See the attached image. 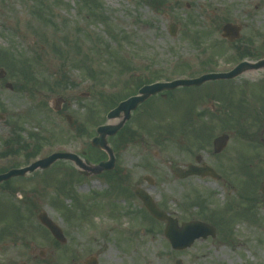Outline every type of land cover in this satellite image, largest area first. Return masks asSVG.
Wrapping results in <instances>:
<instances>
[{"label":"rangeland","instance_id":"obj_1","mask_svg":"<svg viewBox=\"0 0 264 264\" xmlns=\"http://www.w3.org/2000/svg\"><path fill=\"white\" fill-rule=\"evenodd\" d=\"M43 2L45 14L38 16L35 0H0V68L6 71L0 79V113L5 114L0 121V170L28 162L24 151L23 157L9 154L5 140L15 131L22 144L29 142V150H35L32 137L39 135L44 147L37 158L70 151L91 161L103 159L91 150V139L107 121L110 99L132 93L133 75L165 81L218 66L227 69L238 62L235 47H245L247 38L253 47L264 43V0H162L157 6L147 0H96V9L90 0ZM227 22L242 26L240 39L222 38ZM171 23L177 28L174 36ZM7 82L13 90L6 88ZM169 95L179 104L151 99L134 113L119 142H109L131 190L139 183L180 222L205 221L215 226L216 236L175 251L165 237V223H153L124 184L115 187L116 181L104 174L79 176L73 164L59 161L47 172L14 178L7 189L0 188V264H86L92 255L98 264H175L177 259L185 264H264V199L258 193L264 181L251 185L238 165L239 152L226 181L177 178L173 168L194 162L198 150L194 141L179 137L180 131L172 141H156L155 123L166 125L168 114L180 123L185 92L177 89ZM57 96L66 98L64 112L81 125L89 117L87 110H95L90 134L82 127L73 129L64 112L52 108ZM208 151L204 157L214 160ZM240 151L248 153L244 147ZM4 152L7 156L1 157ZM147 174L154 184L144 181ZM60 180L72 193L60 191ZM244 194L259 200L244 202L239 199ZM230 202L237 203L238 212H223ZM246 205L250 213H240ZM41 211L59 224L66 243L56 242L41 225Z\"/></svg>","mask_w":264,"mask_h":264},{"label":"flooded vegetation","instance_id":"obj_2","mask_svg":"<svg viewBox=\"0 0 264 264\" xmlns=\"http://www.w3.org/2000/svg\"><path fill=\"white\" fill-rule=\"evenodd\" d=\"M253 44L251 38L246 39L244 57L234 66L241 61L249 65L237 77L218 78L200 86L182 88L185 96L181 100L185 105L180 119L183 123L192 125L190 129L186 128L183 138L195 137L198 150L195 161L183 166L197 163L198 168L206 169V165H209L215 172L213 179L217 181L228 180L237 152L238 165L250 172V181L254 185L264 181V43L261 47H253ZM234 66L227 69L218 66L199 75L209 72L226 73ZM169 94L172 93L158 97L165 100L166 105H170L175 98ZM218 138L222 142L215 146V139ZM242 147L248 150L247 155L243 152L240 154ZM209 148L214 160L204 157L205 152L211 154ZM115 172L119 177L122 173L121 166ZM144 181L147 182L145 178ZM139 186L141 185L138 183L137 187ZM259 191L264 199V184L258 193ZM159 207L165 209L161 204Z\"/></svg>","mask_w":264,"mask_h":264},{"label":"water","instance_id":"obj_3","mask_svg":"<svg viewBox=\"0 0 264 264\" xmlns=\"http://www.w3.org/2000/svg\"><path fill=\"white\" fill-rule=\"evenodd\" d=\"M240 29V26L233 23H228L223 28V37H227L231 41H233L236 38L240 37ZM244 69H246V63H241L233 71L225 74H206L195 79H177L170 82H156L154 84L145 85L139 90L138 95L132 96L127 100L121 102L116 108L108 113V119H117V122L107 123L97 128L98 135L92 139V143L94 146L108 153V161L101 162L98 165H93L89 160H83L77 154L70 152H56L46 158L32 163L30 166L20 169H12L9 172L0 175V184L3 181L9 180L10 178L15 176H26L28 172H34L37 169H47L53 163L61 159L72 161L79 168V171L86 175L98 174L103 172L104 170L113 169L115 166V155L108 142V138L115 135L123 128L126 121L131 118L132 111L135 110L139 106V104L150 98L152 95L163 90H171L183 85H201L207 80L215 79L218 77H234L239 74L240 70ZM1 75H4L3 70L1 72ZM7 86L12 87L11 84H8ZM62 102V98L53 99L52 104L55 110H59L61 108ZM67 118L69 122L72 123L73 119L71 118V116L68 115ZM175 173L177 176L184 178L189 175L199 174L200 171H198L195 166L191 165L186 171L178 167L175 169ZM137 194L144 201L145 205L153 216L158 219H166L168 221L166 227V236L170 240L173 248L184 249L191 246L197 238H207L209 235H215L214 229L211 226L200 221L183 223L182 227H179L177 219H173L166 213L161 212L151 196H149L142 190H138ZM39 219L46 227L50 229V231L57 239L62 242L66 241L61 228L55 222H53V220H51L45 212L39 215ZM88 264H97V260L94 258ZM177 264L183 263L181 260H178Z\"/></svg>","mask_w":264,"mask_h":264},{"label":"trees","instance_id":"obj_4","mask_svg":"<svg viewBox=\"0 0 264 264\" xmlns=\"http://www.w3.org/2000/svg\"><path fill=\"white\" fill-rule=\"evenodd\" d=\"M89 4H91L95 9H96V7H98L97 5V2H96V0H90V2H89ZM146 82H148V80H145V79H143V78H139V80H138V82L136 83V87H140L141 85H143V84H145ZM110 101H112L111 99H110ZM113 106V105H112ZM93 112H94V110H92V109H90V114H89V121H90V117H94V114H93ZM87 120V121H88ZM94 122H96V120H93ZM97 123V122H96ZM89 125H91V123L89 124ZM88 124H87V122H86V124H82V125H80V124H77V128H76V130L77 131H79L80 129H81V126H84V128L86 127V126H89ZM80 133V132H79ZM121 134V133H120ZM118 139V138H117ZM116 139V140H117ZM28 144L25 146L26 148H23V149H27L28 148ZM21 148V147H20ZM39 150H40V148L38 147V145H35V153H38L39 152ZM96 160H99V159H96Z\"/></svg>","mask_w":264,"mask_h":264}]
</instances>
